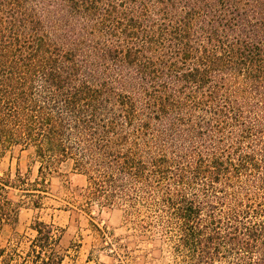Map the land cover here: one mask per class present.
I'll return each mask as SVG.
<instances>
[{"label":"trees","instance_id":"16d2710c","mask_svg":"<svg viewBox=\"0 0 264 264\" xmlns=\"http://www.w3.org/2000/svg\"><path fill=\"white\" fill-rule=\"evenodd\" d=\"M14 149L42 177L70 161L86 205L156 225L179 264H264V0H0ZM18 182L0 179V225ZM31 229L0 264H61L53 224Z\"/></svg>","mask_w":264,"mask_h":264},{"label":"rangeland","instance_id":"374dc122","mask_svg":"<svg viewBox=\"0 0 264 264\" xmlns=\"http://www.w3.org/2000/svg\"><path fill=\"white\" fill-rule=\"evenodd\" d=\"M17 175L19 184L6 186L16 212L0 225V248L24 255L35 235L31 225L42 221L57 230L55 250L63 258L61 264L180 263L172 242L156 225L130 221L123 207L86 205L82 199L85 176L74 171L70 161L42 177L29 150L14 149L0 156V179ZM132 220L141 223L155 216L142 211Z\"/></svg>","mask_w":264,"mask_h":264}]
</instances>
